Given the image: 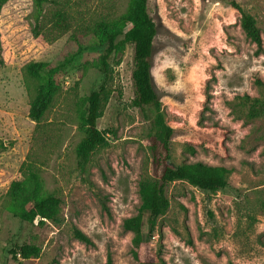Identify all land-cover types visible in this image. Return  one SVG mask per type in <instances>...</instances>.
I'll list each match as a JSON object with an SVG mask.
<instances>
[{"label": "rangeland", "instance_id": "obj_1", "mask_svg": "<svg viewBox=\"0 0 264 264\" xmlns=\"http://www.w3.org/2000/svg\"><path fill=\"white\" fill-rule=\"evenodd\" d=\"M236 1L256 20L258 55L238 13L221 0H147L157 29L151 73L173 129L171 161L232 170L215 192L179 181L167 186L169 209L150 238L166 264H264V115L247 118L240 100H264V0ZM129 3L46 0L44 7L67 11L76 27L111 25ZM31 12V0H9L0 10V264H105L108 251L113 264H137L131 234L121 224L137 212L138 181L156 178L162 163L150 150L148 124L131 105L132 46L112 57L118 64L111 94L97 120L108 145L93 152L82 173L74 149L85 99L102 80L103 46L92 34L72 38V30L44 46L31 34ZM28 62L61 65L54 76L60 92L37 133L22 74ZM31 146L43 161L41 187L61 199L59 224L23 222L9 209L6 192L22 180L19 168ZM73 228L93 244L74 238ZM22 243L38 246L39 256L14 257L11 251Z\"/></svg>", "mask_w": 264, "mask_h": 264}, {"label": "trees", "instance_id": "obj_2", "mask_svg": "<svg viewBox=\"0 0 264 264\" xmlns=\"http://www.w3.org/2000/svg\"><path fill=\"white\" fill-rule=\"evenodd\" d=\"M9 0H0V10ZM46 0H31V34L44 46L51 44L63 34L72 30V38L92 34L103 46L98 60L102 80L97 89L91 91L85 99L84 110L80 117L81 138L74 149L76 168L85 172L93 152L108 145L105 131L97 128V120L102 116L103 108L111 94L110 81L113 76V55L132 46L131 83L133 97L131 105L139 110L148 124L147 137L154 158H159L162 168L156 178H142L137 184L139 206L136 214L124 218L122 230L131 234L130 254L137 264H166L160 252L150 246V238L156 227V221L169 209L170 201L166 195L169 184L185 182L204 192H215L227 185L231 169L223 166H211L203 162H182L173 164L170 154V140L173 129L164 118L161 101L152 79V56L154 40L157 35L155 23L147 11V0H130L129 6L119 20L111 25L96 23L93 26L78 24L73 27L71 15L61 9L46 10ZM239 15L240 28L249 42L256 46L255 53L262 52V38L255 18L242 9L236 0H221ZM3 64L0 42V65ZM61 65L51 67L44 62H28L22 68L27 93L31 95L28 118L35 123L37 133L43 124L46 113L60 92L54 76ZM241 102L247 106L249 119L264 115V100L243 95ZM188 151L193 152L188 148ZM43 161L31 146L25 161L19 168L22 180L10 183L6 195L10 210L21 221L38 223L49 221L60 223L61 199L53 192L41 187L40 170ZM146 216V220H144ZM74 238L86 245H92L90 238L77 228H73ZM14 257L27 260L37 258L40 248L34 244L15 245L11 251ZM105 264H113L111 252H107Z\"/></svg>", "mask_w": 264, "mask_h": 264}]
</instances>
